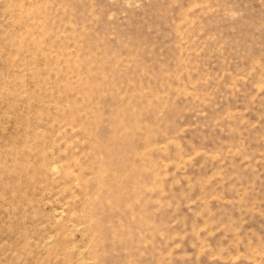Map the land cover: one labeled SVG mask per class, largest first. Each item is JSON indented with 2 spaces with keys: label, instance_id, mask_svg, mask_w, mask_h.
Segmentation results:
<instances>
[{
  "label": "rangeland",
  "instance_id": "1",
  "mask_svg": "<svg viewBox=\"0 0 264 264\" xmlns=\"http://www.w3.org/2000/svg\"><path fill=\"white\" fill-rule=\"evenodd\" d=\"M0 264H264V0H0Z\"/></svg>",
  "mask_w": 264,
  "mask_h": 264
}]
</instances>
